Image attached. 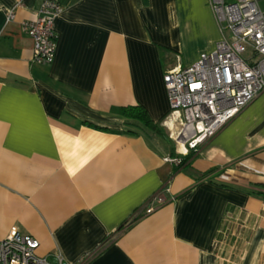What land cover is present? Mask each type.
Here are the masks:
<instances>
[{"label": "crops", "instance_id": "crops-1", "mask_svg": "<svg viewBox=\"0 0 264 264\" xmlns=\"http://www.w3.org/2000/svg\"><path fill=\"white\" fill-rule=\"evenodd\" d=\"M42 1L0 0V239L52 262L264 264V93L184 164L172 137L162 77L221 39L208 0H56L46 65L22 27Z\"/></svg>", "mask_w": 264, "mask_h": 264}, {"label": "built area", "instance_id": "built-area-1", "mask_svg": "<svg viewBox=\"0 0 264 264\" xmlns=\"http://www.w3.org/2000/svg\"><path fill=\"white\" fill-rule=\"evenodd\" d=\"M218 23L221 39L193 64H177L163 77L170 113L177 114L175 143L197 150L230 119L264 93V9L259 0H208ZM63 11L56 0H43L31 19L22 22L33 41L32 60L51 64L55 57V21ZM14 17V9L6 19ZM155 205L164 202L155 196ZM149 201L145 214L155 209ZM38 240L15 228L0 239V264H85L87 258L67 263L58 254L49 261L37 254Z\"/></svg>", "mask_w": 264, "mask_h": 264}, {"label": "trees", "instance_id": "trees-1", "mask_svg": "<svg viewBox=\"0 0 264 264\" xmlns=\"http://www.w3.org/2000/svg\"><path fill=\"white\" fill-rule=\"evenodd\" d=\"M118 113L126 119V124L132 128L136 127L137 125H141L149 128L152 131H159V126L153 123L146 110L141 106L122 107L119 109ZM189 151L192 150H188V153L181 161V164H184L189 160V158H191L192 152L189 153Z\"/></svg>", "mask_w": 264, "mask_h": 264}, {"label": "rangeland", "instance_id": "rangeland-1", "mask_svg": "<svg viewBox=\"0 0 264 264\" xmlns=\"http://www.w3.org/2000/svg\"><path fill=\"white\" fill-rule=\"evenodd\" d=\"M259 5L262 9H264V0H259ZM177 114L176 113H170V119L173 121V122H176L177 121Z\"/></svg>", "mask_w": 264, "mask_h": 264}]
</instances>
